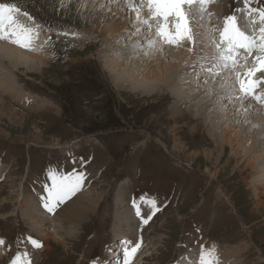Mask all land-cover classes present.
<instances>
[{"label":"rangeland","instance_id":"rangeland-1","mask_svg":"<svg viewBox=\"0 0 264 264\" xmlns=\"http://www.w3.org/2000/svg\"><path fill=\"white\" fill-rule=\"evenodd\" d=\"M60 1L0 0L9 6L19 4L22 11L39 20L45 18L43 21L49 25L58 27L63 24L69 32L74 30L75 35H85V39L79 42L64 34L62 37L56 36L59 40L54 42L53 39L54 43L49 42L47 37L45 52L49 55V62L39 72H27L23 68L13 70L14 83L23 86L21 91L24 94L36 99L38 103L35 106L27 107L28 104L13 101L3 91L0 93L7 107L18 115L13 116L5 110L7 115L0 118V171L3 175L0 183V239L5 242L0 246V264H13L17 255L22 257L23 264L24 254L32 264H99L113 251L111 243L114 246L117 238L113 235L114 226L117 229L115 232L124 233L121 238L128 235V244L124 242L128 250L137 243L141 244L133 257L136 260L134 264H176V259L187 252L191 258L186 257L180 264H191V260L198 262L202 248H214L217 258L220 257V261L221 257L225 258L230 261L229 264H264V191L259 188L264 185V169H260V163L264 164V146H257L256 151L243 158L247 154L244 147L224 144L221 138L214 142L209 137V127L205 123L211 110L207 111L205 118L198 119L186 113V109L193 105L190 97L175 99L164 87L154 94L148 91L142 93L143 86L133 82L129 86L116 88L113 80L119 82L121 76L104 69L106 60H117L113 52L116 46H109L108 40L96 38L91 32L93 17L87 12V4L82 7V0H73L62 7ZM127 1L121 0L116 5L113 4L114 0H95V3L101 9L108 8L118 13L128 23L129 19L132 24L141 19L145 21L140 9L149 12L141 6V2L133 0V6L125 10ZM251 7L264 8V0ZM244 8L243 0H216L206 10L196 9L203 17L209 14L211 20L218 19L219 25H215L214 32L220 33L228 16L236 14L246 18V12H234L235 9ZM78 9L84 13L78 12ZM150 18L151 13L146 20ZM156 22H148V26L152 25L149 26L150 30L147 25L140 26L141 30L136 28V24L133 25L131 28L136 33L132 37H123V46H130L138 40V48L141 43L145 49H149L144 44L150 40L153 43L158 41L153 32ZM203 24L206 26V23ZM208 27H203L201 32ZM255 28L258 29V25ZM202 41L205 43V40ZM210 45H216L214 39L210 40L209 48ZM150 50L149 54L146 52L143 55L144 58L148 55L154 70L160 62L155 61L157 58L154 57L156 52L153 48ZM142 51L144 49L140 51L141 54ZM111 52L113 55L108 57L106 54ZM175 59L178 58L166 59L168 65L175 66ZM126 60L117 62L129 66L126 75L131 78L130 70L136 65L134 60ZM107 64L110 67L113 65ZM140 66L144 67L145 63L141 62ZM202 66L205 67L204 64ZM227 67L235 68L231 63ZM227 67L222 68L216 62L215 70L210 74L223 69L224 77ZM5 68L11 69L7 65ZM263 74L260 73L257 79H264ZM162 76L169 75L162 73ZM234 78L230 79L229 88L234 86L238 95H230L231 90L227 91L228 94L225 92L220 97L221 104L213 103L212 110L221 117L224 128L230 126V135L240 136V131L247 129V132L254 133L248 134L245 141H252L255 130L250 129L247 123L249 118L257 115L256 107L241 124L235 125L233 119L236 114L242 113L240 110L249 112L251 105L248 101L237 105L241 97L237 77ZM192 82L198 85L190 84L187 85L190 88L181 90L175 88L176 96L188 94L196 87L213 95L218 93V86L211 84V78L208 84L205 79L196 76ZM157 84L153 83L155 86ZM258 115L264 114L258 111ZM257 119V125H254L258 127L262 120ZM219 136L222 137L221 134ZM249 160L256 161V165L250 166ZM88 170L92 171L93 176L86 184L83 182L77 195L88 193L93 188L98 193L95 211L87 220L84 219L81 228L75 229L74 224L68 227L70 234L62 237L63 230L61 234L54 230L55 224L57 228L64 227V223L57 218L53 223V217L59 211L58 207L54 208L51 212L53 217L45 214L50 220L49 225H44V229L50 228L48 238L39 240L31 225L38 228L42 224L40 218L39 221L26 220V211L36 208V215H43L39 208L47 209V175L75 173L88 178L85 175ZM30 196L35 200L40 198L38 208L31 205V200L33 203L35 200L29 201ZM117 199L121 204L118 207L115 203ZM147 200H155L156 207L161 209L154 216ZM132 201L137 202L140 216ZM149 217V223L143 224L142 221ZM41 218L44 219L43 216ZM138 219L139 223L142 222L139 224L142 228L137 225L138 222H132ZM30 238L42 244V247L34 248L29 243ZM130 240L132 244L129 247ZM222 252L226 253V257ZM109 256L112 257L111 254Z\"/></svg>","mask_w":264,"mask_h":264},{"label":"bare ground","instance_id":"bare-ground-1","mask_svg":"<svg viewBox=\"0 0 264 264\" xmlns=\"http://www.w3.org/2000/svg\"><path fill=\"white\" fill-rule=\"evenodd\" d=\"M120 1L121 0H114L113 4H115V5L119 4ZM72 2H73V0H61L60 1V5L62 7H65V6H68L69 4H71ZM132 3H133V0H128L127 3H125V6H124L125 10H126V8L130 9L133 6ZM86 4H87V8H88L87 12H89L90 16L93 17L90 30H91L92 33L95 34V37L99 38V39L101 38V39L108 40V42H110L109 46H116V50L113 49V52H114V54L117 55V60L118 61L123 60V59H125V60L126 59H130V60H134L133 63L136 65V68L130 70V73H131L132 77L128 78L127 75H126V70L129 69V66L127 64H126L127 66L123 65L121 63H118L117 60H114L112 62L109 61V60L105 61L104 69H106L107 71H110L111 73H114V74L118 73L121 76V78H120L121 80H119V82L116 81V80H113L114 81L113 82L114 86L116 88L119 89V87H121L123 85L129 86L133 82V83H136V84L138 83V86H141V85L143 86L142 91H141L142 93H145L146 91H148L150 94H154V92H156V91L158 92V91H160L162 89V87H164L166 90H168L170 92V96L174 97L175 99L176 98L177 99H183L186 96L190 97V99L192 100L193 105H192V107L186 109V113L190 114V116L194 115V118L198 119L200 117H204L205 118L206 113H208L207 111L211 110V112H209V113H211L210 116H209V113H208V116H206V118L208 119V122L205 123L206 127H209V129L207 130L208 134H209V137L211 139H213L214 142L217 139L221 138L223 140L224 144H227V145L236 144V145H240V146L244 147L246 149L247 154L242 156L243 158L247 157V155H250L251 153L256 151V149H258L257 146L258 147L264 146V126H263L264 125V115H262V116L258 115V111L260 113L263 112V114H264V100L262 102H259L257 106H255V103L250 101L249 105H251V107H252V108L249 107V109H250L249 112L250 113L249 112L245 113L242 110H240L242 113L236 114L237 115L236 117H234V115H233V117H234L233 121H234L235 125H238V123L241 124L242 121L245 120L249 116V114H252L254 112V106L256 107L257 115L255 116V118L254 117L249 118L250 120L247 123V125L249 124V128L251 127L250 129H254L255 130V136L252 139V141L254 140V142H252V141H247L246 142L245 141V139L247 138L248 134L254 133V132H247L248 131L247 129L245 131H243V132L240 131V133H241L240 136L235 135V137H233L232 135H230L229 134V127L230 126L224 128L221 125V122H220L221 121V117L216 116L215 115V111L212 110L213 103L221 104V102L219 100L221 99L220 98L221 95H224L225 92H226L225 94H228V92L231 90L230 91V95H232V94L236 95L237 94L236 91H235L234 86L232 88L231 87L229 88V84H230L229 81L232 82V80H230V79L232 77L233 78L237 77L238 75H240L242 78H244L243 74L247 72V68L249 70H251L253 68L252 67L253 63H251L252 59H255V56L257 54H259L258 52H253L251 54V56L248 59H245L244 62H242L239 66H237L235 68L227 67L226 76H224V77L222 76V70L223 69L219 70L218 72H213L212 74H210L211 71L215 70L214 66L216 65V61H215V57H214V53H215L214 48H215V46H213V45L211 46L210 45L211 47L209 48L210 40L213 39V33L215 34L214 37L219 36L221 33H218V31H216L217 33L213 32V31H210L208 33L207 31H209L210 28H214L215 25L218 24V21H217L218 19L217 20H213V19L211 20L208 17L209 14L206 15L205 17H203L202 13H200V10L195 8V10H193V16L195 17V21L196 22H194L193 25H192L193 30H194V35H195V44L194 45L192 43L188 42V41H185V42L181 43L179 46H172V45H166V44H164L162 41H160L158 39V41L155 43V47H149V45L153 43V40H150L148 43L144 44V45H146V47L149 48V49H145L141 45V43L139 44L140 46L138 48V45H137L138 43H136L138 40H135L130 46H123V44H122V38L123 37H125L127 35H128V37L134 36L132 34L135 31H133V29L131 28V27H133V25L136 24V26H137L136 28L137 29L140 28V26L148 25V23L144 22V19L138 20L137 22H134L133 24L131 23L132 20L129 19L128 21L130 23H128V22H126V20H123L122 18H120V15H118V13H114L113 11L108 10V8L101 9V8L97 7V4L95 3V0H82L80 2V5H82V7H85ZM140 4H141L142 7H144L143 5L145 3H140ZM140 10L142 11V14H144L145 18L147 19L149 17V13H147L144 10H142V8ZM23 12L25 14H27L25 11H23ZM78 12L84 13L80 9H78ZM13 17L19 24H21L25 28H30L35 33H38V36L31 43V49L32 50H28L27 48L19 47L16 44L10 43L9 41L0 40V93H1V91H3L6 94V96L9 95L13 101H15L17 103H22L23 102V104H28L27 107L31 108L32 106H35L38 102L35 101L36 99L34 97L30 96V94L29 95L27 93L24 94L21 91V89H23V86L19 87V86H17V84L14 83V81H13L14 80L13 79L14 76H13L12 72H13V70L16 71L18 68H23L27 72H36V71L39 72L41 70L42 66L44 64H46L47 62H49V55H47V53L45 52L46 48H47L46 39L49 36H46V31H45V29L43 27L40 26V24H38L36 22H32L30 19L22 16V14H19L17 11L13 13ZM27 17H29V16L27 15ZM237 18H238L239 25L243 29L246 30V33L248 35H250L251 37L256 38L255 40L258 42L259 41V30H260L259 26L260 25H258V29H256V28L253 29L254 27L251 24L246 23L245 19H243V17L237 16ZM146 19H145V21L152 22L151 18L149 20H146ZM33 21H35V20H33ZM160 23L161 22L158 21L153 26L154 34L156 33V28L159 27ZM173 23H170V24H173ZM203 23H206V26ZM203 27H208V29H206V31L202 33L201 29ZM147 28L150 30L149 26ZM140 30H141V28H140ZM92 33H90V34H92ZM139 33H140V31H139ZM147 34H149V33H147ZM217 34H219V35H217ZM81 36H82V34H81ZM155 36H156V34H155ZM82 37H83L82 40L85 39V35L82 36ZM201 40H205V43H203V41L201 42ZM151 48H153L154 52H156L154 57H156L157 59L155 61L156 62L157 61L160 62V64L157 65V67L154 68L155 71L153 70V67H152L151 63L149 62L150 60L148 59V55H147V58H144L145 55H143V53H146V52L149 54L151 52V50H150ZM143 49H144V51H142V54H141L140 51L143 50ZM164 54H166V56H163ZM246 54H249V53L246 52ZM106 55L109 57V56H112L113 53L112 52L111 53H107ZM168 57L171 58V59L174 58V57L178 58V59L174 60L175 66L168 65L169 62L166 60V59H169ZM126 61H128V60H126ZM141 62L145 63L144 67L140 66ZM107 63H110V64L112 63L113 65H111V67H110ZM228 63H230V62H228ZM164 64H166V65H164ZM202 64H204L205 67H203ZM6 65L9 68H11V69H9V70H11V72H9V70H7L8 68H5ZM135 65H134V67H135ZM162 65H164L163 71H162ZM239 67H241V68H239ZM162 73L164 75H169V76H167V77L166 76H162ZM217 73H218V75H217ZM118 74H117V76H118ZM195 76L199 77L200 79H205L206 80L205 83H207V84L209 83V80L211 78L212 79V83L211 84L212 85L217 84V86H218V93L213 95L212 93H207L203 89L196 87L192 92H188V94L185 93V95L183 93H181L182 96L180 97L179 94H178V97H177L176 96L177 91H174L175 88L176 89L178 88L179 90H181V89H184V88H190V87L187 86V85H190V84L198 85V84L192 82V80H194ZM262 76H264V74ZM229 77H231V78H229ZM188 80H190L192 83H187ZM154 82H157L158 84L155 86V85H153ZM150 84H152V85H150ZM136 89L140 90L138 87H136ZM239 97H241V98L238 99V101H237L238 104L237 105L242 104V102H247L246 97L244 98L243 95L240 94ZM0 99H1L0 100V118H2L3 115H7L5 110H7V112L9 114L18 117V115L16 113H14V111L12 112L7 107V105L3 102V99L2 98H0ZM4 101H6V100H4ZM8 105H10V103ZM47 105H49V104H47ZM210 105H211V107H210ZM262 109H263V111H262ZM16 110L17 109H15V112H16ZM174 112H175V110H174ZM171 113H172V111H171ZM226 118H227V116H226ZM256 118H258V119L261 118V120H262V122H260L261 125L260 126L258 125V127L255 126V125H257V124H255L257 122V121H255ZM225 124H226V122H225ZM219 134H221L222 137H220ZM232 142H234V143H232ZM247 145H250V146L246 148ZM235 149H237V148H235ZM231 152H232V150H231ZM235 153L233 152V154H235ZM210 156L211 155L207 156V158L209 159ZM249 164H250V166L254 167L256 165V161L252 160V161L249 162ZM260 164H261L260 169H264L263 162H261ZM260 169H258V170H260ZM252 170H254V169H252ZM3 171L6 173L5 170H3ZM4 172H3V174H4ZM1 173H2V171H0V174ZM257 173H259V171ZM2 176L3 175H1V177ZM92 184H94V183H92ZM102 185H104V184H102ZM99 188H101V187H99ZM259 188H262V190L264 191V185H263V187H259ZM43 193H45V192L43 191ZM46 194H47V192H46ZM97 194L98 193L96 191H93V188H92V190L90 192L79 194V195L75 196L74 199H72L70 202H67L64 205L60 204L59 211H57L56 215H54V217H53V223H55L56 218H57V219L61 220L64 223V227H62L60 229V228H57L58 225L55 224L54 230L57 232V234H59V233L61 234L62 233L61 230H63L64 232H63V234L61 236L62 237L68 236V234H70L68 227H73L74 224H75L74 228L76 227L75 229L81 228V224L82 225L84 224V219L86 218V220H87L89 218V216L96 209L97 202H98L97 201L98 200V198H97L98 195ZM23 197H25V196H23ZM46 197H45V199H46ZM30 199L35 200V197L30 196L29 197V201H30ZM39 199L40 198H36L34 203L31 200V202H32L31 205H33L34 207L38 208L37 203L39 202ZM25 200H27V199H25ZM147 201H149V200H147ZM115 203H116L117 207L121 205L119 203V199H117ZM145 203H146V201H145ZM35 211H36V208L31 209V211L28 209L26 211V216H27L26 220H28V219H35L37 221L40 220V223H42V224L38 225V228L43 226L42 228L38 229V228H35L33 225H31V227L37 233L36 236H38L39 240L42 239V238L47 240L48 235H49V233H48L49 231L48 230L50 228L44 229V225H49L50 224V220L47 219V217L45 215L44 216L43 215H36ZM41 211L44 212L43 210H41V207H40V212ZM41 216H43L44 219H42ZM141 217H139V218L141 219ZM38 218H40V219L38 220ZM132 222H138L137 225L142 223V222L139 223V219L138 220H132ZM139 226H141V225H139ZM141 228H142V226H141ZM115 230H117V229L114 226L113 235H114L115 238L117 237L116 240H115L116 241L115 244L117 245L120 242L121 246H125V243H126L128 235H123V237L121 238V235L124 234V233L123 232L117 233V232H115ZM30 231L33 232L32 230H30ZM27 235L29 237L32 236L31 234H27ZM130 236H132V235H130ZM31 238H33V237H31ZM122 239L124 240L123 242L121 241ZM139 242H141V241L139 240ZM46 244H47V242L45 241V248H47ZM139 245H141V244L139 243ZM125 249H128V248L127 247L124 248L123 251H122V254H124ZM114 251L115 250H113V252ZM118 251H119L118 255L121 256V252H120L121 248ZM114 253H116V252H114ZM235 253L237 254V252H235ZM222 254H225L224 256L226 257V253L225 252L224 253L222 252ZM112 257H110L109 263L111 261L114 262L115 258L114 257L112 258ZM123 257H124V255H123ZM137 258H139V256ZM229 258H230V254H229L228 259ZM199 260H198V262H196L195 260H191V264H199ZM119 262H121V259H118L116 261V264H118ZM134 262H136L135 258H133V261L131 260V264H134ZM179 262L180 261H177V264H179ZM185 262L186 261H184V263ZM229 263H230V261L225 260V258L221 257V261H220V257L218 259V264H229ZM100 264H104V263L101 262ZM185 264H187V263H185Z\"/></svg>","mask_w":264,"mask_h":264},{"label":"snow or ice","instance_id":"snow-or-ice-1","mask_svg":"<svg viewBox=\"0 0 264 264\" xmlns=\"http://www.w3.org/2000/svg\"><path fill=\"white\" fill-rule=\"evenodd\" d=\"M215 2L216 0H146L147 10L151 13V20L161 22L159 27L156 28V36L164 44L172 46H179L185 41L195 44L192 27V24L196 22L195 17L192 15L194 7L203 11ZM243 3L245 8L243 10L235 9L234 12H246L245 22L253 27L264 25V8L251 7L254 3H260V0H243ZM16 11H18L16 6L0 4V40H7L19 47L32 50L31 43L38 36V33L19 24L13 17V13ZM170 21H174V23L170 24ZM144 22L148 23L147 21ZM149 47H155V43L150 44ZM221 47H223V51L220 50ZM240 50L246 51L250 56L253 52L259 53L255 56V66L243 74V77L246 78L238 75L237 82L239 92L244 97L260 102L264 97L257 95L256 92L260 85L264 84V79L258 80L255 77L257 73H264V27H260L259 45H257V41L246 33V30L239 25L237 16L233 14L225 18L219 44H217L219 59L224 62L222 67H227L228 62L235 67L237 63L235 57L242 55ZM50 179L52 180V187L48 190L50 199L45 206L49 212H53L56 205L65 203L82 189L84 177L75 173L67 176H58L56 173H52ZM147 204L152 209L153 216L161 210L156 207L155 200L147 201ZM134 207L137 206L134 205ZM137 215H141L138 207ZM150 219L151 217L144 219L143 224L147 225ZM4 243V240L0 239V246ZM29 243L36 249L42 247L40 243L31 238ZM139 247L140 245L137 244L130 250L125 249L124 259L120 264H131V259L135 256ZM21 261L22 257L17 255L13 260V264H21ZM23 264H32L27 254H24ZM199 264H218L215 249L204 250L202 248Z\"/></svg>","mask_w":264,"mask_h":264}]
</instances>
